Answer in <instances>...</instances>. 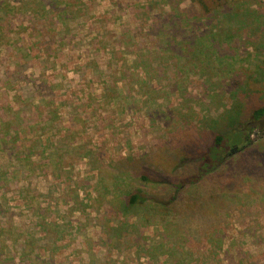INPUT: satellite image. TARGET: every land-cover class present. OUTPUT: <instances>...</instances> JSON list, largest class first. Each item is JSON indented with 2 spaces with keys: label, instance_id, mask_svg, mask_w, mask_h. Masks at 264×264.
<instances>
[{
  "label": "rangeland",
  "instance_id": "obj_1",
  "mask_svg": "<svg viewBox=\"0 0 264 264\" xmlns=\"http://www.w3.org/2000/svg\"><path fill=\"white\" fill-rule=\"evenodd\" d=\"M1 1L0 264H264V0Z\"/></svg>",
  "mask_w": 264,
  "mask_h": 264
},
{
  "label": "trees",
  "instance_id": "obj_2",
  "mask_svg": "<svg viewBox=\"0 0 264 264\" xmlns=\"http://www.w3.org/2000/svg\"><path fill=\"white\" fill-rule=\"evenodd\" d=\"M1 2H3L5 8L3 9L0 7V16L3 15L4 12V14L9 16L11 19V14L14 13V10H12L10 5L7 4V1ZM39 12L40 9L33 8L30 14L37 16ZM6 28L7 26L0 25V36L2 34V30H5ZM228 113V116L225 118L223 117V120L225 119V121L220 123L223 126L226 124L227 127L225 132L217 133L212 137V139L208 140L205 145H202V148H205V150L200 154V177L206 172H212L213 170L217 169L226 160V157L228 156L227 152L230 151L231 153L229 152V154H234L244 147L249 146L253 141L251 136L253 132L256 133L258 137L264 136V103L256 105V107L252 108L250 112H248V115L243 118L239 115L235 107L230 108ZM231 131L234 132L233 135H239L241 139H238L236 142H230V137L232 136L230 134ZM18 133L19 132H17V134ZM9 135L10 134L8 131L4 133V138L6 139H2L0 142V147L5 146V144L8 142ZM126 197L127 199L124 203L125 208L128 211L137 207L144 208L145 203L149 200L148 197L142 195L141 193H128L126 194Z\"/></svg>",
  "mask_w": 264,
  "mask_h": 264
},
{
  "label": "water",
  "instance_id": "obj_3",
  "mask_svg": "<svg viewBox=\"0 0 264 264\" xmlns=\"http://www.w3.org/2000/svg\"><path fill=\"white\" fill-rule=\"evenodd\" d=\"M234 152V151H233Z\"/></svg>",
  "mask_w": 264,
  "mask_h": 264
}]
</instances>
